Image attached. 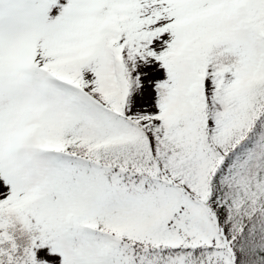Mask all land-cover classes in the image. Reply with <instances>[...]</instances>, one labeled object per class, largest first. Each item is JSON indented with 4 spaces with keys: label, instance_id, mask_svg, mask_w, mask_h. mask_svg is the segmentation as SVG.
<instances>
[{
    "label": "snow or ice",
    "instance_id": "snow-or-ice-1",
    "mask_svg": "<svg viewBox=\"0 0 264 264\" xmlns=\"http://www.w3.org/2000/svg\"><path fill=\"white\" fill-rule=\"evenodd\" d=\"M0 264H264V0H0Z\"/></svg>",
    "mask_w": 264,
    "mask_h": 264
}]
</instances>
